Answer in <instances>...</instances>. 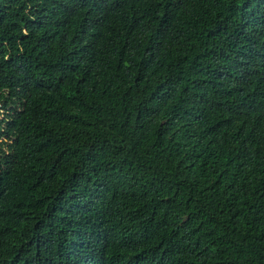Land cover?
<instances>
[{
    "label": "trees",
    "instance_id": "obj_1",
    "mask_svg": "<svg viewBox=\"0 0 264 264\" xmlns=\"http://www.w3.org/2000/svg\"><path fill=\"white\" fill-rule=\"evenodd\" d=\"M0 264H264V0H0Z\"/></svg>",
    "mask_w": 264,
    "mask_h": 264
}]
</instances>
